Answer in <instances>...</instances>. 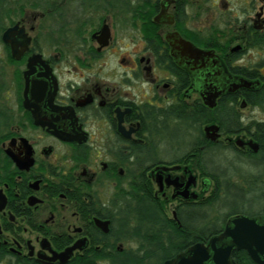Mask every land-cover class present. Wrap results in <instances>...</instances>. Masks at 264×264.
I'll list each match as a JSON object with an SVG mask.
<instances>
[{
	"label": "flooded vegetation",
	"instance_id": "flooded-vegetation-1",
	"mask_svg": "<svg viewBox=\"0 0 264 264\" xmlns=\"http://www.w3.org/2000/svg\"><path fill=\"white\" fill-rule=\"evenodd\" d=\"M171 35L213 53L208 68L180 66L182 50H173ZM256 51H264V0H0V264H63L58 255L85 239L65 263L75 264L89 255L94 236L110 238L96 250H125L114 245L112 231L130 208L131 167L155 188L140 198L155 200L168 218L161 199L175 202L171 218L180 226L178 210L204 202L215 187L192 153L196 103L207 118L223 101L218 118L228 111L238 122L227 135L220 124L201 128L208 165L223 136L239 156L264 161V121L238 115L262 108L242 98L264 85V60L244 64ZM158 58L171 59L187 77ZM235 79L255 88L226 93L214 108L205 104L211 85L229 87ZM161 112L170 130L150 134V116ZM210 126L219 128L216 141L205 132ZM163 154L171 160L159 159ZM191 175L200 200L172 199L175 188L165 179L187 183ZM95 220L109 222V233Z\"/></svg>",
	"mask_w": 264,
	"mask_h": 264
},
{
	"label": "trees",
	"instance_id": "trees-1",
	"mask_svg": "<svg viewBox=\"0 0 264 264\" xmlns=\"http://www.w3.org/2000/svg\"><path fill=\"white\" fill-rule=\"evenodd\" d=\"M158 65L167 69L175 67L172 60L166 58H158ZM177 71L180 73L181 78L186 76L180 70ZM242 98H245L248 103L256 101L264 108V85L258 93L251 92L247 95H242ZM227 106L222 101L221 105L216 110L210 111L209 116L206 118V109L200 103H196L192 116L193 121H191L195 130L199 133V136L196 135L194 137L192 151L195 154V163L198 164V169L203 176H207L215 182L214 190L210 196L204 202L195 203L192 206L187 205L179 209L177 212L178 221L180 222L179 226L173 218L166 217L154 206L155 200L140 198L142 196L154 195L155 189L153 183L143 176L142 170H138L140 171L139 173L138 171L135 174L130 173L131 184L128 192L131 197L130 208L120 218L115 219L112 237L114 236L115 246L120 243L131 247L122 252H119L115 248L96 250L94 248L95 245L104 244L110 238L106 236L105 238L94 236L93 246L88 251L89 255H85L75 264H95L96 262L100 263V261H105V264H163L197 243L207 244L211 238L223 231L224 225L231 217L237 215L259 216L264 214V208L259 211L260 213L252 212L249 208L257 200L256 198L261 197L264 201V180L260 179L259 181L262 183L261 187L258 186L260 191L259 196L252 195L255 191L254 185L256 180L254 179L251 180L250 188L247 191V193H251V197L244 199V194H242L244 190H238V188H235V191L230 193V180L224 175H219L213 169L212 163L208 165L205 155L200 151L202 146L206 144V140L203 138V133L201 132V128L204 125L210 123L220 124L225 135L237 129L238 122L229 118V116H232L231 112H224L220 115L222 116L221 119L217 116L218 110L225 109ZM180 112L186 116V107L180 108ZM164 115L165 112H161L160 114L150 116V119L153 120V123L150 124L152 128L148 129L150 134L165 133L166 130H170L169 126L171 123L169 125L166 124L169 123V120L166 119L164 121ZM158 120L162 121V128L157 126ZM258 127L264 130V125L259 124ZM256 139L262 141L259 138ZM147 140H153V137L149 136ZM210 145L212 146V144ZM214 149L216 148L212 146V158L216 159L219 157L218 154L222 153L221 151H219L220 153H215ZM228 150L235 152L232 147L230 149L226 148L223 151ZM216 151L218 150L216 149ZM133 156L139 158L140 154H133ZM188 156L186 154L180 155L178 160L181 161ZM252 157L249 156L248 159ZM263 163L264 161H262ZM229 194H231L230 199L228 198ZM232 197H235L234 201H232ZM238 199H241L242 203H238ZM219 204L223 206L227 205L228 212L223 214L217 213V216H211V212L220 211L215 210ZM134 244L136 247H132ZM233 259L236 264H255L245 251L235 252Z\"/></svg>",
	"mask_w": 264,
	"mask_h": 264
},
{
	"label": "water",
	"instance_id": "water-1",
	"mask_svg": "<svg viewBox=\"0 0 264 264\" xmlns=\"http://www.w3.org/2000/svg\"><path fill=\"white\" fill-rule=\"evenodd\" d=\"M156 23H158L157 20ZM171 36L170 44L173 50H176V48L182 50V57H175L178 63H182L179 64L180 66L188 69L190 67L192 68L191 72L194 73L208 68L210 60L214 57L213 53L197 49L193 44L182 40L178 35ZM241 88L254 89L255 87L250 82L238 81V79H235L229 87L211 85L206 96L203 95L204 102L208 107L214 108L220 96L233 93ZM218 131L219 128L216 126L205 129L207 136L211 134L209 138L212 141H216L219 137ZM125 137L128 138L129 136ZM60 139H63V137H60ZM249 147L254 153H258V144L250 142ZM165 182L168 187L173 186L175 188L172 199L180 198L185 202L200 200L197 193L191 192V188L196 185L197 177L191 175L189 181L183 183L180 177L168 176ZM156 183L162 190L163 177L158 176ZM174 218H177L176 214H174ZM95 223L104 233H109V222L95 220ZM86 243L85 239L78 241L73 247L58 255V259L63 264L67 263L72 258L73 252L83 250ZM240 251H245L255 264H264V215L254 217L238 215L232 217L226 223L223 232L210 239L208 244L197 243L163 264H236L233 254Z\"/></svg>",
	"mask_w": 264,
	"mask_h": 264
},
{
	"label": "rangeland",
	"instance_id": "rangeland-1",
	"mask_svg": "<svg viewBox=\"0 0 264 264\" xmlns=\"http://www.w3.org/2000/svg\"><path fill=\"white\" fill-rule=\"evenodd\" d=\"M264 51H256L252 55L246 58V61L244 64H253V63H258L264 60ZM162 78H167L169 77L166 75L164 72L161 74ZM240 113V114H239ZM238 115H241L243 119L245 120V123H249L251 120H257V121H264V110L262 108L259 109H253V108H248L243 110V112L239 111ZM194 135H198V131L194 130ZM243 137V136H241ZM240 137V138H241ZM226 137L221 138L222 142V149H226L229 146V142ZM233 140H236L235 138H232ZM221 150L222 154H218V158L213 159V155L211 157V163L213 166V169L219 173V175H224L231 184V187L229 189L230 193H233L235 191V188H238V190L243 189L244 191L240 192L244 194V199H247L251 197V193H247V191L250 188V182L252 179L256 180L255 185H254V193L252 195L259 196L260 191L259 187H261V180H264V164H262L263 161V156L261 155H256L253 156L251 159L239 156V153L232 152L230 150L228 151H223ZM220 153V152H219ZM159 159H163L166 161L171 160V155H160L158 156ZM212 168L211 166H209ZM130 168V167H129ZM134 167H131L129 169V174H135L137 173L136 169H133ZM259 186V187H258ZM199 192V190H197ZM197 192V193H198ZM199 194V193H198ZM229 199L231 198V194H229ZM233 198V197H232ZM257 200L254 202L253 205H251L249 208L251 209L252 212H259L261 209L264 208V201L263 199L256 198ZM232 200V199H231ZM230 200V201H231ZM235 200V197L233 198L232 201ZM161 201L166 205L165 209L168 213V215L171 217L172 211L176 208V203L167 200L166 202L164 199H161ZM238 203H242L241 199H238ZM220 205V204H219ZM218 205V208L216 207L215 210H220V211H214L213 213L211 212V216H217V213L223 214L228 212V206H223V205ZM247 207V206H246ZM244 210V208H242ZM260 213V212H259ZM120 244V243H119ZM125 250H128L131 246L124 245L123 246ZM132 247H136V245H132Z\"/></svg>",
	"mask_w": 264,
	"mask_h": 264
}]
</instances>
